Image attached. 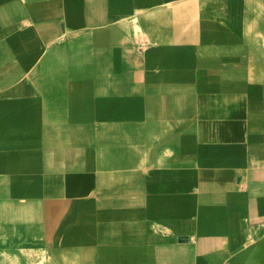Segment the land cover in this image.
<instances>
[{
  "label": "crops",
  "instance_id": "1",
  "mask_svg": "<svg viewBox=\"0 0 264 264\" xmlns=\"http://www.w3.org/2000/svg\"><path fill=\"white\" fill-rule=\"evenodd\" d=\"M0 264H264V0H0Z\"/></svg>",
  "mask_w": 264,
  "mask_h": 264
}]
</instances>
